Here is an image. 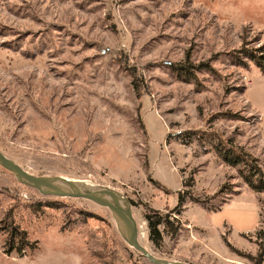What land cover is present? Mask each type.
<instances>
[{"label":"rangeland","instance_id":"374dc122","mask_svg":"<svg viewBox=\"0 0 264 264\" xmlns=\"http://www.w3.org/2000/svg\"><path fill=\"white\" fill-rule=\"evenodd\" d=\"M263 46L264 0H0V152L33 175L120 192L155 257L264 264V190L213 145L230 138L264 174L249 103L264 119ZM150 210L176 231L151 239ZM8 223L31 245L7 251ZM0 264L153 263L108 208L42 195L0 166Z\"/></svg>","mask_w":264,"mask_h":264},{"label":"water","instance_id":"95a60500","mask_svg":"<svg viewBox=\"0 0 264 264\" xmlns=\"http://www.w3.org/2000/svg\"><path fill=\"white\" fill-rule=\"evenodd\" d=\"M0 166L10 171L21 183L35 188L45 196L74 197L88 199L109 209L116 229L122 239L138 250L153 264H188L181 261H167L155 257L138 241L136 220L131 204L120 192L107 186L81 180H57L53 177L33 175L0 152Z\"/></svg>","mask_w":264,"mask_h":264},{"label":"trees","instance_id":"16d2710c","mask_svg":"<svg viewBox=\"0 0 264 264\" xmlns=\"http://www.w3.org/2000/svg\"><path fill=\"white\" fill-rule=\"evenodd\" d=\"M240 52H248L245 54L251 60L257 58L249 51L242 50V48ZM255 64L261 71H264V56H260L258 57V59H255ZM202 66L207 65L201 64L198 67L202 68ZM194 69L195 66L183 65L179 67L178 71H180L182 77H185V79H189L190 77H193ZM209 135L211 138H213V140L217 138L215 137L216 135L214 133H209ZM213 145L216 153L224 162L233 167H237L239 175L243 178V180L252 190H254L255 192L264 190V174L260 166L258 165L257 158L248 154L242 147L233 145L232 140L230 138L223 140L218 137L217 140L213 143ZM190 179L192 180V178ZM190 179L188 181H190ZM178 197L182 196L179 195ZM144 217L147 221L149 237L155 241H158L160 238V233L158 229L159 226L162 225L165 228H169L171 234L174 233L177 229V225H175L173 221L169 220L168 213L161 214L156 210H150L145 212ZM173 225H175L176 228ZM7 228V251L15 250L16 252H21L24 249V246L31 245V243L26 238L25 231L20 230L17 226L12 225L11 223L7 224Z\"/></svg>","mask_w":264,"mask_h":264},{"label":"crops","instance_id":"0c3cea01","mask_svg":"<svg viewBox=\"0 0 264 264\" xmlns=\"http://www.w3.org/2000/svg\"><path fill=\"white\" fill-rule=\"evenodd\" d=\"M255 85L256 84H254L253 82H251L250 85H248L247 91L250 92L251 89L255 87ZM249 103L253 106V108L256 109V111H258V113L260 115V125L262 127L263 132H264V123H263L264 119H263L262 113H261V110L262 109H261L260 105H258L257 99H256V101H253L252 99L251 100L249 99ZM263 136H264V134H263ZM237 228H238V226H237Z\"/></svg>","mask_w":264,"mask_h":264}]
</instances>
